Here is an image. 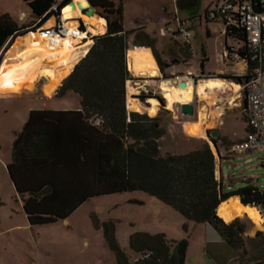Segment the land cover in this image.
I'll return each mask as SVG.
<instances>
[{"label":"trees","instance_id":"16d2710c","mask_svg":"<svg viewBox=\"0 0 264 264\" xmlns=\"http://www.w3.org/2000/svg\"><path fill=\"white\" fill-rule=\"evenodd\" d=\"M23 1L40 21L19 26L10 15H1L0 52L7 53L17 38L36 32L52 17L48 12L53 0ZM89 1L108 19L107 33L91 38L93 44L88 53L55 95H78L81 110L31 112L24 131L14 141L13 162L8 171L21 197L29 195L23 197V203L30 225L66 220L96 197L143 192L187 221L212 225L230 246L236 247L244 233L243 228L235 232L240 218L228 224L217 210L230 198L239 197L242 204L263 212L264 189L249 181L224 192L216 177L215 153L206 142L185 154H161L164 132L160 119L126 106V85L131 80L128 38L135 31L124 29L122 0L118 5L109 0ZM187 1L191 0H178V6L184 7ZM153 54L163 73L165 64L154 50ZM201 67L203 71V61ZM227 79L237 84L241 81L238 77ZM140 99L144 101L146 97ZM213 132L216 137L211 136ZM207 134L220 156L218 131ZM103 229L117 264L186 263L187 240L172 242L165 234L136 233L130 238V248L141 257L131 262L119 246L113 226L103 225Z\"/></svg>","mask_w":264,"mask_h":264},{"label":"rangeland","instance_id":"374dc122","mask_svg":"<svg viewBox=\"0 0 264 264\" xmlns=\"http://www.w3.org/2000/svg\"><path fill=\"white\" fill-rule=\"evenodd\" d=\"M9 1L10 11L18 22L25 25L36 22L32 10L23 0ZM217 1L200 0L196 5L185 3L186 8L194 9L188 10L179 7L177 0H123V26L128 32L144 28L147 36L156 42L155 49L158 50L161 58L163 60L176 58L179 62L177 67L179 70L183 69L186 66L185 62L188 61L189 67L187 68L199 76L203 61L204 76L200 80L221 79L232 82L227 78L233 77V69L230 66H224L218 60V53L224 48L223 39L219 33L220 24H208L205 17L207 9ZM96 11L101 14L100 9ZM176 17L180 20L187 19L185 24L192 32L189 42L181 37L161 36V29L169 25L176 26ZM42 27L44 28V25ZM146 39L144 33L139 31L137 37L128 38L129 48L134 47L135 40L142 43L147 42ZM88 41L85 42L86 45ZM80 46L81 44L77 47ZM75 58L74 63L78 56ZM52 70L61 75L66 69L52 66ZM129 73L131 85H126V106L128 108L131 106L128 97L140 101L145 108L151 106L150 99L160 97L164 101L159 102L156 116L160 119V126L164 132L160 139L163 156L168 153L185 154L201 148L205 142L215 150L207 132L218 131L221 119L209 122L208 126L201 125L198 134L189 129L191 123L199 121L203 102L199 103V99L195 97L192 104L195 108V115L192 118L182 115L180 105H176L174 110L170 111L166 108L163 95L159 94V88L163 92L165 88L162 82H171L172 78L160 76L155 80H149L135 76L130 70ZM43 83L45 79H41L35 83L36 85L32 84L30 89L37 90ZM20 90L22 89L16 91ZM230 95V92H226L222 94V97L228 98ZM141 96H145L146 99L142 101ZM219 96L221 95L209 94L208 100L205 101L216 102V97ZM78 102L77 96L69 95L64 99L57 98L53 103L45 106L50 109H62L63 107L70 108ZM128 112L132 111L128 110ZM137 112L145 111L141 109ZM221 112L223 111L216 110L211 113L217 118ZM146 113L151 118L148 112ZM226 113L225 126L222 128L224 132L231 137L234 132H237L239 136H244L243 108H229L226 109ZM6 116L0 119V155L9 156L13 148L11 129L17 122L11 112ZM205 128L206 133H204ZM223 160L225 184L231 185L232 182V187L238 189L251 181L260 188L262 187L264 152L237 156L229 152L224 155ZM219 177L222 182L223 178L220 174ZM14 196L12 185L5 175L1 174L0 264H117L114 252L107 245L103 225L113 226L115 238L131 262H136L141 257L140 254L133 253L130 248L131 236L136 233H148L151 235L165 234L172 242L187 240L189 244L186 254L187 264H264V211H259L263 219L262 228H258L247 216L240 218L235 232L243 228L244 233L239 237L236 247H232L212 225L188 223L174 209L143 192L96 197L87 201L67 221H58L33 229L28 227L9 230L12 226L23 223L22 217H14L16 214H12L16 218L14 223L9 219L10 209L17 207Z\"/></svg>","mask_w":264,"mask_h":264},{"label":"bare ground","instance_id":"6f19581e","mask_svg":"<svg viewBox=\"0 0 264 264\" xmlns=\"http://www.w3.org/2000/svg\"><path fill=\"white\" fill-rule=\"evenodd\" d=\"M88 7L89 4L86 0H74L69 6L64 8L62 13L64 20L82 18L87 25V32L70 33L67 38L60 40L57 45L44 41L37 32H30L17 38L0 65V88L26 87L30 89L32 84L45 78L50 80V84L45 87V92L51 95L64 79L71 74L77 64L73 61L78 54L77 52L81 49V47L77 46L92 40L89 34L97 36L107 33V22L104 18L96 14L91 17L82 14V10ZM55 24L56 19L51 17L44 24V28H50ZM77 25V22L72 21L67 27L73 32L76 30ZM83 51L84 55H86L89 50L85 49ZM127 63L129 70L136 76L153 80V78H158L160 75L155 59L150 51L144 47L134 46L129 48ZM49 65L51 66L50 68L47 67ZM42 66H44L43 69H40ZM52 66L62 67L66 70L61 75H58L56 71L52 70ZM173 81L172 83L168 81L162 82V86L165 88L162 93L166 100V108L170 111H173L176 105H192L196 96H199L204 101L208 100V95L212 93L225 94L226 92H232L229 100L233 104L235 95L240 90L238 84L221 79H205L194 84L192 80L182 78V81L188 82V84L184 83L185 85L181 87H179L176 80ZM130 85L131 82L127 81V86ZM128 100L131 108L136 110L144 109L150 117L157 116L159 100L150 99L151 106L148 108H145L140 101L133 99V97H128ZM218 110L223 111V106H220ZM211 112L203 107L199 121L190 124V131L198 134V131L201 130V125L209 124V117L213 115ZM221 115H223V112L219 116ZM217 214L228 224L237 218L247 216L258 228H262L263 219L259 210L242 204L239 197L230 198L227 202L222 203L217 210Z\"/></svg>","mask_w":264,"mask_h":264},{"label":"built area","instance_id":"2783aa9c","mask_svg":"<svg viewBox=\"0 0 264 264\" xmlns=\"http://www.w3.org/2000/svg\"><path fill=\"white\" fill-rule=\"evenodd\" d=\"M54 4L48 13L56 19V24L50 28H39L36 32L46 42L58 44L60 40L67 38L70 33L87 32V25L82 18L64 20L62 13L69 6L71 0H53ZM66 5L64 8H62ZM84 10H82V14ZM206 22L220 24V36L223 39L224 48L218 53V60L224 66L233 69V77L240 78V90L235 95V102L228 98H217L214 105L217 108L242 107L246 123L245 138L235 143L231 148V154L249 155L264 152V0H218L205 14ZM77 22L75 31H71L67 25ZM162 37H181L187 42L192 38V32L187 28L185 21L176 17V26L169 25L161 29ZM90 37L91 36L89 34ZM86 41V40H84ZM204 76L203 71L196 76L193 71L187 75H176L171 80H176L178 85L187 78L197 83ZM209 120L215 121L211 115ZM216 156V177L218 178L221 157L212 147ZM264 168V162L262 164Z\"/></svg>","mask_w":264,"mask_h":264},{"label":"crops","instance_id":"0c3cea01","mask_svg":"<svg viewBox=\"0 0 264 264\" xmlns=\"http://www.w3.org/2000/svg\"><path fill=\"white\" fill-rule=\"evenodd\" d=\"M71 1H74V0H71ZM109 1L113 2L115 5L119 4V0H109ZM198 1H200V0H191V1H187L185 3H188V5H191V4L192 5H196L198 3ZM9 2H10L9 0H0V8H1L0 9V13H1V15L8 14V15H10L12 17V19L19 26L25 25L24 23L18 22L13 17V15H12V13L10 11V3ZM177 5H178V0H177ZM182 8H185V9H188V10H194L191 7L186 8L184 6ZM122 9H123V0H122ZM185 20H187V19H183L182 21H185ZM35 21H37V23H38L40 20H37L36 17H35ZM133 31H135V32L133 34H131L129 36V38H133L134 36L137 37V34L139 33V31L144 33V35L147 37V39H146L147 42L139 43V42H137L135 40L133 46L146 48L147 50L150 51L151 55L153 56V58L156 61V58H155V56L153 54V50H154L155 53H156V56L165 64L166 67H165L163 73L161 72V70H160V68H159V66L157 64V67H158L159 73H160V75L158 77L167 76V77L172 78L173 76H176V75L185 76V75H187V73L189 71H191V70H189L187 68V67H189L188 61L185 62L186 66L183 69L179 70L177 68L179 62H178V60L176 58H169L168 60H163L161 58V56L159 55L158 50L155 49L156 42L154 40L150 39L147 36V34L144 31V28L136 29V30H133ZM87 43H88V45H86V43L85 44H81V46H80L81 49H79V51L77 52L78 54L76 55V56H78L76 62H79V60L82 59L85 56L84 53H83L84 52L83 50H85V49L89 50V48L93 44V41H88ZM149 46H151V47H149ZM152 48H153V50H152ZM6 56H7V53L0 52V65H1V63L3 62V60H4V58ZM208 61H209V59H208ZM176 64H177V66H175ZM41 69H43V67H41ZM43 79H45V78H43ZM155 79H157V78H153V80H155ZM170 81H171V83L174 82L173 80H170ZM49 84H50V80L49 79H45V83H43V85H41L40 88L37 89V90H31V89L26 88V87L0 88V119L7 117L6 115L11 112V114H13V116L15 117V120L17 122V124L14 125L12 127V129H11L12 130V134H13V146H14V141L17 138V136L20 135L24 131L25 126H26V124L29 121L31 112H40V111H80L81 110L79 96L76 95V94H71V93H69L67 96H69V95L77 96L79 102L76 105H74V106H72L70 108L63 107L62 109H50V108H47L45 105H49L50 103H53V101H55L57 99L55 97L56 90H54L51 95H48L45 92V87L48 86ZM195 84H197V83H195ZM18 89H22V90L16 91ZM159 90H160L159 94L163 95L161 88H159ZM219 95H221V94H219ZM67 96H65V97H67ZM65 97L59 98V99H64ZM219 98H221V96H219ZM196 99H199L198 100L199 103L203 102V107L208 109V111L215 112L216 110H218L217 105L215 106L213 101L206 102V101L202 100V98H200L199 96H196ZM209 104H211V105H209ZM229 108H232V107H228L226 109L228 110ZM226 109L223 110V115L217 117L215 121H217V119H221L222 120L221 121V126H219L217 128L218 129V134L220 136V141H219V145H218V151H219V154H220V157H221V161H220V164H219L218 178L220 179V177H219V174H220L221 177L223 178V181H222L223 182L222 183L223 184L222 185L223 186V191L228 193V192L236 190V189L234 187H232V182H231V185L225 184V178H224V175H223V165H224V160L223 159H224V155H226L229 152L231 153L232 146L235 143H237V142H239V141H241V140H243L245 138V135H246V123H245L244 136H239V134L237 132H234L232 137L230 135H228V133L224 132V130L222 129L225 126V118L227 116ZM138 111H140V110H138ZM210 122H212V120H210ZM206 132L207 131H206V128H205L204 133H206ZM12 162H13V148H12V153L9 156L0 155V172H1L0 175L1 174L5 175L6 178L9 180L10 185H12L13 190H14V195H15L14 199H15V202L17 204L16 208L10 209V214H11L10 216L11 217L9 219H11V221L14 223V220H16V218H14V217H16V216L17 217H22L23 223L21 225L12 226L9 230H13V229H16V228H28V227H31L33 229L34 227H39V226L30 225V223L28 221V218H27V215L24 212L23 197L24 198H28L29 195L25 194L23 197H21V195L17 192V190L15 188V185H14V183H13L11 177H10L9 171H8V166ZM254 185L258 186L256 184H254ZM157 201H159V200H157ZM159 202L162 203L161 201H159ZM81 207H79L75 212H77ZM167 207H169V206H167ZM12 214H16V215L13 217ZM70 217H68L66 220H60V221H67ZM188 223H193V222L188 221ZM196 225H199V224H196ZM42 226H45V225H42ZM185 264H187V262Z\"/></svg>","mask_w":264,"mask_h":264},{"label":"water","instance_id":"95a60500","mask_svg":"<svg viewBox=\"0 0 264 264\" xmlns=\"http://www.w3.org/2000/svg\"><path fill=\"white\" fill-rule=\"evenodd\" d=\"M88 4H89V7L84 10L83 15H85L87 17H91L92 15L96 14L97 16L104 18L106 20V22H107V25H108V19L105 16L101 15L100 13H98L96 11V9L92 6V4L89 1H88ZM182 85H185V84L184 83H181V84H179V87H181ZM156 99L160 101L159 98H156ZM180 108H181V113H182L183 116L190 117V118L194 117V115H195V108H194L193 105L186 104V105L180 106ZM211 136L216 137L217 136V133L216 132H213ZM262 188L264 189V182L262 184Z\"/></svg>","mask_w":264,"mask_h":264}]
</instances>
